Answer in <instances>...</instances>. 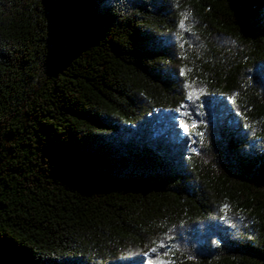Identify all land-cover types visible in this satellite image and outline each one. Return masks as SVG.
Returning <instances> with one entry per match:
<instances>
[{
    "label": "trees",
    "instance_id": "16d2710c",
    "mask_svg": "<svg viewBox=\"0 0 264 264\" xmlns=\"http://www.w3.org/2000/svg\"><path fill=\"white\" fill-rule=\"evenodd\" d=\"M0 264H264V0H0Z\"/></svg>",
    "mask_w": 264,
    "mask_h": 264
},
{
    "label": "rangeland",
    "instance_id": "374dc122",
    "mask_svg": "<svg viewBox=\"0 0 264 264\" xmlns=\"http://www.w3.org/2000/svg\"><path fill=\"white\" fill-rule=\"evenodd\" d=\"M179 122H180V124H181V122H182V119H181V118H179ZM187 129L192 130V129H193V126H192V127H188ZM191 139H192V141H193V140H194V136H192ZM191 148L193 149L192 146H191Z\"/></svg>",
    "mask_w": 264,
    "mask_h": 264
}]
</instances>
